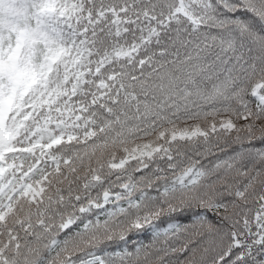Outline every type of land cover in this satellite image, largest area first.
Segmentation results:
<instances>
[{"label": "snow or ice", "instance_id": "snow-or-ice-1", "mask_svg": "<svg viewBox=\"0 0 264 264\" xmlns=\"http://www.w3.org/2000/svg\"><path fill=\"white\" fill-rule=\"evenodd\" d=\"M0 0V264H264V0Z\"/></svg>", "mask_w": 264, "mask_h": 264}, {"label": "trees", "instance_id": "trees-1", "mask_svg": "<svg viewBox=\"0 0 264 264\" xmlns=\"http://www.w3.org/2000/svg\"><path fill=\"white\" fill-rule=\"evenodd\" d=\"M20 6V0H13L12 7L7 11V15L15 18L16 9Z\"/></svg>", "mask_w": 264, "mask_h": 264}]
</instances>
